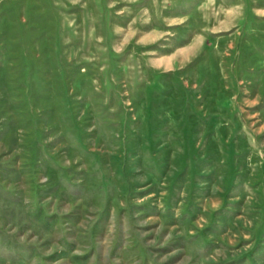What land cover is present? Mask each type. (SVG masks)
I'll return each mask as SVG.
<instances>
[{
    "label": "rangeland",
    "instance_id": "374dc122",
    "mask_svg": "<svg viewBox=\"0 0 264 264\" xmlns=\"http://www.w3.org/2000/svg\"><path fill=\"white\" fill-rule=\"evenodd\" d=\"M0 264H264V0H0Z\"/></svg>",
    "mask_w": 264,
    "mask_h": 264
}]
</instances>
